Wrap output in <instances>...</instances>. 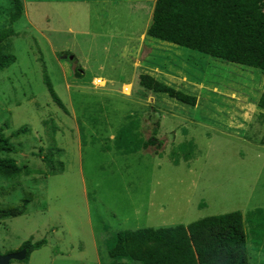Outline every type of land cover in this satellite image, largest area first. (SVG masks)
Returning <instances> with one entry per match:
<instances>
[{"label": "rangeland", "instance_id": "374dc122", "mask_svg": "<svg viewBox=\"0 0 264 264\" xmlns=\"http://www.w3.org/2000/svg\"><path fill=\"white\" fill-rule=\"evenodd\" d=\"M21 2L10 23L0 0L15 56L0 70V130L13 147L0 155L31 173L0 174L2 207L28 200L23 214L0 217V254L45 241L9 264H139L110 257L116 233L257 208L263 225L252 233L244 224L246 244L249 264H264L261 71L148 37L156 0ZM144 73L195 105L145 89ZM133 119L159 148L116 150L115 134Z\"/></svg>", "mask_w": 264, "mask_h": 264}, {"label": "trees", "instance_id": "16d2710c", "mask_svg": "<svg viewBox=\"0 0 264 264\" xmlns=\"http://www.w3.org/2000/svg\"><path fill=\"white\" fill-rule=\"evenodd\" d=\"M8 1V20L13 23L21 17L23 3L21 0ZM13 33L9 28H0V70L15 61L6 44ZM146 35L223 61L257 68L264 75V0H156ZM139 84L182 103H196L195 97L149 74H141ZM48 85L53 100L64 108L50 83ZM257 106L264 116V88ZM137 127L138 123L133 119L117 131L113 145L119 153L129 154L150 146H161L156 137L143 139L136 131ZM26 131L25 126L20 127L12 135ZM6 151H13V147L9 137L0 130V153ZM29 173L31 171L14 158L0 155L2 176L16 178ZM27 203V199L17 206L2 207L0 203V217L23 214ZM262 216V209L257 208L246 217L240 211H233L208 216L188 225L119 231L111 241L109 255L139 264H249L244 224L251 225L253 233L262 227ZM44 241H25L21 246L27 249L25 259Z\"/></svg>", "mask_w": 264, "mask_h": 264}, {"label": "water", "instance_id": "95a60500", "mask_svg": "<svg viewBox=\"0 0 264 264\" xmlns=\"http://www.w3.org/2000/svg\"><path fill=\"white\" fill-rule=\"evenodd\" d=\"M72 56H70V59ZM26 249L22 248L18 252L14 253H7V254H0V264H9L12 259L16 260H24L26 258Z\"/></svg>", "mask_w": 264, "mask_h": 264}, {"label": "crops", "instance_id": "0c3cea01", "mask_svg": "<svg viewBox=\"0 0 264 264\" xmlns=\"http://www.w3.org/2000/svg\"><path fill=\"white\" fill-rule=\"evenodd\" d=\"M100 79V78H99ZM125 84H129V83H125ZM124 84V85H125ZM97 258L96 262L97 264H101V261L99 260V257L98 256H95ZM124 259V258H123ZM124 264H126V262L124 261Z\"/></svg>", "mask_w": 264, "mask_h": 264}, {"label": "flooded vegetation", "instance_id": "af4514ba", "mask_svg": "<svg viewBox=\"0 0 264 264\" xmlns=\"http://www.w3.org/2000/svg\"><path fill=\"white\" fill-rule=\"evenodd\" d=\"M22 248H24V247H21L18 251H20ZM26 249V248H25ZM26 251H27V249H26Z\"/></svg>", "mask_w": 264, "mask_h": 264}]
</instances>
